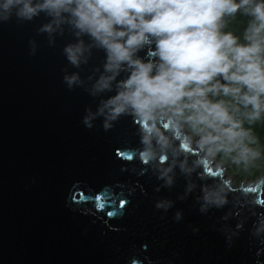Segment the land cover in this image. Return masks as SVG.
<instances>
[{
	"label": "clouds",
	"instance_id": "1",
	"mask_svg": "<svg viewBox=\"0 0 264 264\" xmlns=\"http://www.w3.org/2000/svg\"><path fill=\"white\" fill-rule=\"evenodd\" d=\"M41 14L47 20L38 32L50 45L71 36L63 47L67 87L98 99L83 124L91 129L102 118L109 131L127 123L130 139L116 151L131 153V164L121 171L149 174L157 193L182 181L177 199L193 198L205 215L219 210L212 227L227 247L247 232L254 264H264V139L257 132L264 126V0H0V24ZM30 45L35 55L37 41ZM117 186L128 192L121 206L136 187L144 191L139 181ZM175 205L167 195L155 202L164 212ZM183 218L177 208L174 220ZM128 264L158 262L146 255Z\"/></svg>",
	"mask_w": 264,
	"mask_h": 264
},
{
	"label": "water",
	"instance_id": "2",
	"mask_svg": "<svg viewBox=\"0 0 264 264\" xmlns=\"http://www.w3.org/2000/svg\"><path fill=\"white\" fill-rule=\"evenodd\" d=\"M46 20L41 14L0 24V264H128L146 255L158 264H254L247 232L229 249L218 225L212 227L221 212L205 215L193 198L178 200L182 181L157 193L149 174L121 171L122 163L131 164V153L116 151L130 139L128 125L105 131L102 118L91 129L83 124L98 99L65 84L63 47L71 36L50 45L38 32ZM136 181L144 191L136 187L131 203L121 206L128 192L117 185ZM165 195L176 199L168 212L155 207ZM89 207L95 216L86 214ZM177 208L184 210L180 222Z\"/></svg>",
	"mask_w": 264,
	"mask_h": 264
},
{
	"label": "trees",
	"instance_id": "3",
	"mask_svg": "<svg viewBox=\"0 0 264 264\" xmlns=\"http://www.w3.org/2000/svg\"><path fill=\"white\" fill-rule=\"evenodd\" d=\"M257 132L261 136V138L264 139V126H257ZM238 179H240V177H238Z\"/></svg>",
	"mask_w": 264,
	"mask_h": 264
},
{
	"label": "snow or ice",
	"instance_id": "4",
	"mask_svg": "<svg viewBox=\"0 0 264 264\" xmlns=\"http://www.w3.org/2000/svg\"><path fill=\"white\" fill-rule=\"evenodd\" d=\"M98 199H102V198L98 197Z\"/></svg>",
	"mask_w": 264,
	"mask_h": 264
},
{
	"label": "rangeland",
	"instance_id": "5",
	"mask_svg": "<svg viewBox=\"0 0 264 264\" xmlns=\"http://www.w3.org/2000/svg\"><path fill=\"white\" fill-rule=\"evenodd\" d=\"M236 179H238V177H236Z\"/></svg>",
	"mask_w": 264,
	"mask_h": 264
}]
</instances>
